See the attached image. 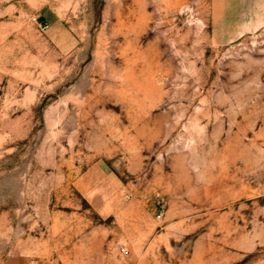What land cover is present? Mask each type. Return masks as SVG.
Returning <instances> with one entry per match:
<instances>
[{
    "label": "rangeland",
    "instance_id": "rangeland-1",
    "mask_svg": "<svg viewBox=\"0 0 264 264\" xmlns=\"http://www.w3.org/2000/svg\"><path fill=\"white\" fill-rule=\"evenodd\" d=\"M0 264H264V0H0Z\"/></svg>",
    "mask_w": 264,
    "mask_h": 264
},
{
    "label": "built area",
    "instance_id": "built-area-1",
    "mask_svg": "<svg viewBox=\"0 0 264 264\" xmlns=\"http://www.w3.org/2000/svg\"><path fill=\"white\" fill-rule=\"evenodd\" d=\"M120 251H121L122 254H127V249H126V247H124V246H122V247L120 248Z\"/></svg>",
    "mask_w": 264,
    "mask_h": 264
}]
</instances>
